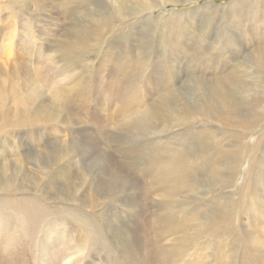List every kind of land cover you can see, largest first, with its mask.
Segmentation results:
<instances>
[{
    "label": "rangeland",
    "instance_id": "1",
    "mask_svg": "<svg viewBox=\"0 0 264 264\" xmlns=\"http://www.w3.org/2000/svg\"><path fill=\"white\" fill-rule=\"evenodd\" d=\"M78 1L0 0V264H133L132 231L146 247L147 210L169 203L185 229L162 241L185 242L169 264H264V135L242 145L232 118L263 66L264 0ZM111 78L146 110L137 136L130 97L96 98ZM80 81L91 101L66 108L60 95ZM156 159L174 169L162 187L139 177L141 195L152 189L135 202L136 180L116 169ZM202 224L210 235L195 234Z\"/></svg>",
    "mask_w": 264,
    "mask_h": 264
},
{
    "label": "bare ground",
    "instance_id": "2",
    "mask_svg": "<svg viewBox=\"0 0 264 264\" xmlns=\"http://www.w3.org/2000/svg\"><path fill=\"white\" fill-rule=\"evenodd\" d=\"M93 1V0H92ZM112 1V0H111ZM158 1H161V0H158ZM163 1V0H162ZM177 1V0H176ZM175 1V2H176ZM58 2V1H57ZM79 2H80V0L78 1V4H79ZM85 2V1H84ZM83 2V3H84ZM90 2V1H89ZM97 2V1H96ZM175 2H173V1H171V0H168V1H166V2H163V3H160V5L159 6H162V5H164V4H166V3H175ZM240 2V1H239ZM91 3V2H90ZM93 3L94 4H92V5H95L96 6V4H95V1H93ZM111 3V2H110ZM153 3V2H152ZM156 3H157V1H156ZM158 3V4H159ZM187 3V2H186ZM238 3V2H237ZM72 4H73V2H72ZM76 4V3H75ZM242 4V3H241ZM77 5V4H76ZM80 5V4H79ZM90 5V4H89ZM148 5V4H147ZM81 6V5H80ZM83 6V5H82ZM81 6V7H82ZM241 6H243V4L241 5ZM72 7H74V6H72ZM79 7V6H78ZM99 7H101V6H99ZM85 8H86V6H85ZM103 8V7H102ZM146 8H147V6H146ZM152 8V7H151ZM241 8H243V7H241ZM65 9H68V8H65ZM75 9H78V8H75L74 7V11H75ZM84 9V8H83ZM87 9H88V7H87ZM97 9H98V7H97ZM142 9V8H141ZM145 9V8H144ZM112 10V9H111ZM65 11V10H64ZM79 11H80V9H79ZM98 11V10H97ZM144 11V10H143ZM77 12V11H76ZM94 12H96V11H94ZM100 12V11H99ZM151 12V11H150ZM65 13H67V11L65 12ZM65 13H62V14H60V15H63V14H65ZM70 13V12H69ZM84 13H86V12H84ZM83 13V14H84ZM104 13H107V12H104ZM143 13V12H142ZM68 14V13H67ZM66 14V15H67ZM79 14H81L80 12H79ZM93 14V13H92ZM59 15V17H61ZM97 15V14H96ZM98 16H99V13H98ZM58 17V18H59ZM95 17H97V16H95ZM63 18H64V16H63ZM68 18V17H67ZM56 20H57V18H56ZM64 20V19H63ZM59 21V20H58ZM150 21V20H149ZM148 22V21H147ZM152 23V22H151ZM93 24V23H92ZM133 25H135V24H133ZM61 26V25H60ZM132 26V25H131ZM134 27V26H133ZM113 28H115V25L113 26ZM55 29V28H54ZM60 32V31H59ZM59 32H58V34H59ZM130 35V34H129ZM132 35V34H131ZM59 36V35H58ZM67 37V36H66ZM120 37V36H119ZM128 37V36H127ZM58 38V37H57ZM114 38V37H113ZM129 38V37H128ZM61 40V39H60ZM67 40H68V38H67ZM81 40V39H80ZM129 40V39H128ZM66 41V40H65ZM59 42V41H58ZM68 42V41H67ZM107 42V41H106ZM128 42V41H127ZM88 44L89 43H87V42H84L83 43V50L85 51V49H87V47H88ZM103 44H105V43H103ZM128 44V43H127ZM60 45H61V43H60ZM71 43L69 44H67L66 46L69 48V50H70V48H71ZM59 46V45H58ZM74 46V45H73ZM61 47H62V45H61ZM66 47V48H67ZM58 48V47H57ZM60 48V47H59ZM64 48V47H63ZM82 49V48H81ZM60 50V49H59ZM64 50V49H63ZM79 50V49H78ZM88 50V49H87ZM55 51V50H54ZM65 51V50H64ZM90 51V50H89ZM66 52V51H65ZM69 52V51H68ZM58 53V52H57ZM64 53V52H63ZM91 53V52H90ZM132 53V52H131ZM56 54V53H55ZM59 54V53H58ZM69 54V53H68ZM85 54V53H84ZM83 54V55H84ZM89 54V53H88ZM67 56V55H66ZM65 56V57H66ZM69 56V55H68ZM73 56V55H72ZM84 56H86V54L84 55ZM57 57V56H56ZM62 57V56H61ZM70 57H71V55H70ZM57 58H59V57H57ZM64 58V57H63ZM74 58V57H73ZM61 59V58H60ZM60 59H58V60H60ZM101 59V58H100ZM148 59V58H147ZM95 60V59H94ZM102 60V59H101ZM62 61V60H61ZM64 61V60H63ZM67 61V60H66ZM70 61V60H69ZM74 62V61H73ZM65 64H67V63H65ZM69 64H70V62H69ZM97 64V63H96ZM66 66V65H65ZM89 67V66H88ZM91 67V66H90ZM93 67V66H92ZM145 67V66H144ZM97 69V68H96ZM130 73V72H129ZM251 73L254 75H256L257 77H255V78H253V81H252V83L251 84H253L254 85V87L256 88V90H253V93H251L250 94V92H248V94H246V100H245V102H243V103H245V108H247V110L245 111V115H243V114H239V112L237 111V115L235 114V113H233V114H235V116L234 117H232L233 119H235V120H237L238 121V123H239V125L240 126H245V128L247 129V135L246 136H241V140H243V141H241L242 142V145L243 144H247V141H248V139H249V137L250 136H252L256 131H253V129H255V128H258V129H260L261 131H262V134L264 135V61H263V66L262 67H260V68H258V69H254V71H251ZM94 74V73H93ZM92 74V75H93ZM76 75V74H75ZM85 75V74H84ZM84 75L80 78V79H82V78H85L84 77ZM99 75V74H98ZM86 76V75H85ZM88 76V75H87ZM97 76V75H96ZM122 76H124V74H122ZM128 77H130V74L129 75H127ZM66 77H67V75H66ZM112 77H115V76H112ZM126 77V76H125ZM68 79L67 80H69V77H67ZM79 78V77H78ZM90 78H92V77H90ZM127 78V77H126ZM75 79H77V78H75ZM124 79V78H123ZM70 81V80H69ZM88 80H86V78H85V82H87ZM91 81H92V79H91ZM125 81V80H124ZM135 81V80H134ZM150 81V80H149ZM148 81V82H149ZM84 81H83V84L85 83ZM103 82V81H102ZM102 82H101V84L99 83V86L97 87V89H96V98H101V97H99V95H100V93H104V94H102V97H104V100H114V102L115 101H119L122 97H123V100H127L129 97V108H130V115H128L127 117H126V120H128V123H125V125H124V127H126V128H128V129H131L132 128V130H133V132H134V129H135V133H136V129L137 128H139V127H141V124H139V119H141L142 118V116H143V114L142 113H144V112H142L143 111V109H142V111H141V105H137L136 104V102L137 101H139V100H137L136 98L137 97H135V98H132L131 96H129L128 97V95H127V93L122 89H120V82H119V80L118 79H115V78H111L110 80H107V82H103V84H102ZM145 82H147V81H145ZM151 82V81H150ZM156 82V81H155ZM154 82V83H155ZM68 83V82H67ZM80 83H81V81H80ZM77 84V83H76ZM78 84H79V82H78ZM121 84H122V82H121ZM82 85V83L79 85V87L77 86V85H75V84H73V86H69V88H68V91H71V92H69L70 93V95H72L71 93H73L74 94V97H70V96H61L60 95V98H61V100L63 101V104H64V106L66 107V108H72L71 107V105L72 104H75V103H77L78 101H81L82 102V100H85V101H91V99L92 98H90V96H89V92L88 91H90V89L91 88H88V86H87V84L85 85V86H87L86 88H84V87H82L81 86ZM97 85V84H96ZM91 85H89V87H90ZM123 87V86H122ZM142 87V86H141ZM144 87V86H143ZM162 87V86H161ZM237 87V86H236ZM235 87V88H236ZM176 88V87H175ZM179 88V87H178ZM249 88V87H248ZM94 89V88H93ZM92 89V90H93ZM146 89V88H145ZM150 89V88H149ZM155 89H157V88H155ZM251 89V88H250ZM91 90V91H92ZM119 90H121V91H119ZM171 90V89H170ZM248 90V89H247ZM146 91H147V89H146ZM149 91V90H148ZM151 91H152V88H151ZM155 91V90H154ZM168 91V90H167ZM216 91V90H215ZM229 91V90H228ZM109 93V97H106V96H103V95H105L106 93ZM120 92L122 93V95L123 96H121L120 95ZM157 92H158V90H157ZM169 92V91H168ZM172 92V91H171ZM236 92V91H235ZM65 93V92H64ZM130 93V92H129ZM145 93H147V92H145ZM148 93H150V92H148ZM155 93H156V91H155ZM230 93L231 92H229V94L228 95H230ZM226 94V93H225ZM91 95H92V93H91ZM132 95V94H131ZM144 95V94H143ZM151 95H152V93H151ZM163 95V94H162ZM167 95H168V93H167ZM145 96H148L149 97V95H146L145 94ZM219 96H221V94L220 95H218V97ZM243 96V95H242ZM241 96V97H242ZM93 97H95V96H93ZM119 97H120V99H119ZM232 97V96H231ZM74 98V99H73ZM88 98H90V99H88ZM141 98H142V96H141ZM225 98H226V96H225ZM75 99H76V101H75ZM119 99V100H118ZM242 98H241V100H243ZM60 100V101H61ZM103 100V101H104ZM233 100H235L234 98H233ZM144 101H145V99H144ZM217 101V100H216ZM237 101V100H236ZM153 103V102H152ZM242 107V106H241ZM242 108H244V107H242ZM116 109L117 108H115V110H114V112H113V115H111L110 114V118H111V120H112V118H113V120H112V123H115V121L114 120H116L115 118H116ZM147 109H149L150 110V112H153V113H155L156 114V116L157 117H160L159 116V109H158V106H154V105H151V106H149ZM256 109H261V111H259V110H256ZM236 110H238V109H236ZM243 111V110H242ZM241 111V112H242ZM233 112H234V110H233ZM194 114V113H193ZM223 114H224V112H223ZM148 115V114H147ZM240 115V116H239ZM148 118H149V116H148ZM226 117H224V120H226L225 119ZM165 118H163V122H165V120H164ZM220 119V118H219ZM221 119L223 120V117H221ZM94 120V121H93ZM138 120V121H137ZM149 120V119H148ZM161 120V119H160ZM190 120V119H189ZM89 121H91L90 123H93V124H95L96 125V119L95 118H93L92 117V119H90L89 118ZM108 121V120H107ZM147 121V120H146ZM110 122V121H109ZM218 122H220L221 124H225V123H223L222 121H218ZM111 123V122H110ZM149 123H150V121H149ZM171 123H173V122H171V121H168V123H167V125L168 126H174L175 125V123L172 125ZM207 123H208V121H207ZM113 125V124H112ZM150 125V124H149ZM150 127V126H149ZM151 128V127H150ZM150 128H148V129H150ZM140 129V128H139ZM152 130V129H151ZM207 130V129H206ZM157 131V130H156ZM253 131V132H252ZM141 134V133H140ZM139 134V135H140ZM138 134L136 133V136H137ZM210 135V134H209ZM260 135V134H259ZM134 138V137H133ZM244 141H245V143H244ZM135 148V147H134ZM215 149V148H214ZM237 149V148H236ZM242 149V148H241ZM238 150V149H237ZM184 153V152H183ZM240 154H242V151L241 152H239ZM135 155H136V152H133V151H130V153L128 154V156H130V157H135ZM182 156V155H181ZM103 158V157H102ZM174 158V157H173ZM177 159V158H176ZM175 159V160H176ZM184 159V158H183ZM182 159V161H184ZM238 159V158H237ZM161 160H163V159H161ZM180 160V159H179ZM239 160V159H238ZM246 160V159H245ZM139 162H141V160L139 159ZM174 161H173V159L169 162V163H164L163 164V162H161L159 159H156V160H154V161H150V160H148L147 162H145V164H144V166L143 167H141L139 170H138V166H136L137 167V170H135V168H133V166L129 163V164H126V165H124V164H121L120 165V167H118L116 170H118L121 174H123L121 177L123 178V180H125V178L126 179H128V180H130V179H135L136 181H135V184L133 185V187H132V190H134L136 193L135 194H137L138 195V197L139 198H136V199H134L135 200V202L136 201H141L143 198L144 199H147V197H145L149 192L151 193V191H150V188L149 187H146L145 186V188H144V192H143V195H141V193H142V190H141V188H140V183H139V177H141V178H146L147 179V181L149 182V184L151 183V184H153L152 186H154V185H157V186H159V187H162L163 185H165L164 183L165 182H163V181H165V179H166V177H167V171L168 170H171V167H172V169H174V163H173ZM191 162V161H190ZM189 162V163H190ZM143 163V162H142ZM184 163V162H183ZM182 162H181V164L183 165V167H184V164H183ZM235 163V162H234ZM240 163V162H239ZM181 164H179V165H181ZM241 164H242V162H241ZM137 165H140L139 163L137 164ZM160 165H161V168H160ZM177 165V164H176ZM191 165H192V163H191ZM191 165H189V168L191 167ZM105 166H107V165H105ZM185 166H187V163H186V165ZM111 167V166H110ZM114 167H117V166H114ZM122 167V168H121ZM242 168V167H241ZM107 169V168H106ZM183 169V168H182ZM188 169V168H187ZM186 169V170H187ZM233 169V168H232ZM235 169H237V168H235ZM161 170H162V172H161ZM164 170H166L165 172H164ZM184 170V169H183ZM182 171V170H181ZM227 171V170H226ZM235 171V170H234ZM183 173V172H182ZM119 175V174H118ZM121 179V178H120ZM168 179V178H167ZM170 180V179H169ZM246 180V179H245ZM133 181V180H132ZM146 184V183H145ZM162 184V186H160ZM185 184V183H184ZM108 185V184H107ZM175 185V184H174ZM189 186V185H188ZM173 187H175V186H173ZM221 187H222V185H221ZM244 187V186H243ZM166 188V187H165ZM190 188V187H189ZM152 189V188H151ZM234 189V188H233ZM180 190H182L181 192H186L187 191V188H186V186L185 187H181L180 188ZM223 190V189H222ZM160 191H161V193H163V192H165L164 191V188L162 189H160ZM170 191V190H169ZM188 192V191H187ZM171 194L173 193V192H170ZM168 194V193H167ZM136 195V196H137ZM143 201V200H142ZM135 202H133V205H136V203ZM137 204H138V202H137ZM170 204V206L169 205H167L168 206V209H166V207L165 206H163L162 204H160L159 205V207L157 208V211L156 212H150L149 210H147V214H146V216H148V215H150V213H151V215L150 216H152L153 217V219H152V234L149 236L148 235V238H146V240H145V243H147V246L146 247H144V243H142L141 241V237H140V234H139V232L141 231H138L137 230V228L138 227H136L135 228V231H132L133 232V236H132V239H133V241L131 242L132 243V247H133V249H134V255H135V257H134V259H133V264H140V262L141 261H139V259L140 260H142L144 263L143 264H169V263H171V261H174L173 259H175V258H178L179 257V254H180V247L182 248V246L183 245H185V242L184 241H182V242H180L179 244H174V246L172 247V246H165L163 243H162V241L164 240V238H165V236L166 235H169V234H173V233H175V232H182V231H185V229H184V227L182 226V228L181 229H175V228H173V227H175V225L179 222V221H176L175 220V218H177L178 217V214L176 213V212H171V211H169V209L171 208V203H169ZM165 205V204H164ZM138 206H140L141 207V212H143V213H145V211H146V209L145 208H143V206H142V203H140ZM151 208V207H150ZM135 209H137V208H135ZM173 209V208H172ZM174 210V209H173ZM139 213H140V209H139ZM139 215V214H138ZM142 215H140V217H141ZM143 217V216H142ZM149 217V216H148ZM138 219V218H137ZM143 220V219H142ZM144 221V220H143ZM184 221V220H183ZM136 224H137V222H135ZM187 223V222H186ZM185 223V224H186ZM184 224V223H183ZM189 224V223H188ZM182 225V224H181ZM205 227V224H202L201 226H199L198 228L195 226L194 228H196V230H194L195 231V234H197V236H199V237H201V236H205V235H210L211 234V232H212V230H211V228H204ZM194 228H192V229H194ZM150 229H151V227H150ZM134 230V229H133ZM143 230V229H142ZM142 232V231H141ZM145 236V235H144ZM144 236H143V238H144ZM141 240V241H140ZM169 251H171V254H170V252ZM59 252V251H58ZM165 253H166V255H165ZM139 257V259H138V257ZM63 258H64V256H62ZM66 257V256H65ZM53 258V257H52ZM52 258L50 257V255L48 256V258H46V260L47 259H49V263H51L53 260H52ZM202 258V262H204L205 261V264H207V262H206V257H204V256H202L201 257ZM65 259V258H64ZM57 262H59V261H57ZM70 263V262H69ZM10 264V263H9ZM173 264H176L175 262H173ZM186 264H190L189 263V261L186 263ZM197 264V263H196Z\"/></svg>",
    "mask_w": 264,
    "mask_h": 264
}]
</instances>
